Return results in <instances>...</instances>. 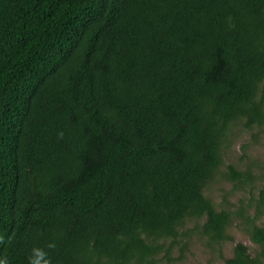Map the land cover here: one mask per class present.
<instances>
[{
    "label": "trees",
    "instance_id": "obj_1",
    "mask_svg": "<svg viewBox=\"0 0 264 264\" xmlns=\"http://www.w3.org/2000/svg\"><path fill=\"white\" fill-rule=\"evenodd\" d=\"M260 136L264 0H0L9 264H264Z\"/></svg>",
    "mask_w": 264,
    "mask_h": 264
},
{
    "label": "rangeland",
    "instance_id": "obj_2",
    "mask_svg": "<svg viewBox=\"0 0 264 264\" xmlns=\"http://www.w3.org/2000/svg\"><path fill=\"white\" fill-rule=\"evenodd\" d=\"M242 145V140L240 138H236L234 142V147L230 153V159L233 161L237 157L240 156V146ZM248 156L254 160V162H259L261 164L264 163V137L260 136L259 145H255L248 150ZM216 199H219L218 195H215ZM236 197L231 198V203L235 202ZM231 235L234 238L235 242H241L249 247H254L250 241L238 231L232 230ZM224 255L225 257L230 256V245L224 247ZM208 257L204 254L203 248L199 245V243H195L194 248L192 250V255L188 257V261L190 263H198L201 264L207 260ZM213 264H222L218 259H216Z\"/></svg>",
    "mask_w": 264,
    "mask_h": 264
},
{
    "label": "clouds",
    "instance_id": "obj_3",
    "mask_svg": "<svg viewBox=\"0 0 264 264\" xmlns=\"http://www.w3.org/2000/svg\"><path fill=\"white\" fill-rule=\"evenodd\" d=\"M58 138H63V133H58ZM55 248V242H49L45 247L34 246L27 257V264H52L49 250ZM0 264H9L8 258L0 257Z\"/></svg>",
    "mask_w": 264,
    "mask_h": 264
}]
</instances>
